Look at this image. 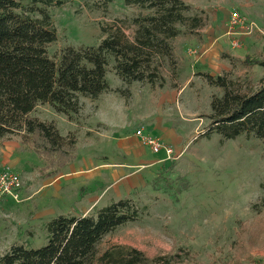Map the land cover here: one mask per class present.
Here are the masks:
<instances>
[{"label": "rangeland", "instance_id": "obj_1", "mask_svg": "<svg viewBox=\"0 0 264 264\" xmlns=\"http://www.w3.org/2000/svg\"><path fill=\"white\" fill-rule=\"evenodd\" d=\"M56 1L61 5H21L35 18L41 17V10L50 19L57 34L56 42L47 47L50 57L67 47H96L105 31L119 29L131 41L135 30L131 19L152 12L128 6L124 0ZM182 1L202 11L207 21L198 36L172 40L183 65L173 73L162 69V89L125 85L115 76L112 61L107 67L110 91L102 102L106 107V100H114L119 114L107 110L100 117L109 124L118 121L116 130L97 125L99 100L81 98L82 108L71 122L46 105L31 116L54 122L62 136H75L76 154L70 163L75 168L89 167L87 159L94 153L95 162L114 161L116 155H106L105 145L114 135L142 128L141 123L125 126L145 109L150 112L146 116L150 126L143 127L144 133L160 138L173 151L167 160L163 152L153 154L143 146L146 159L164 160L143 171L149 184L131 196L141 210L138 221L107 235L98 246L100 252L135 249L149 260L173 256L175 264H264V142L243 136L227 141L216 134L201 136L210 125L211 96L222 95V90L207 85L204 76L223 77L241 92L256 88L264 78V67L256 65L264 62V0ZM234 12L245 19L249 31L230 25ZM159 97L164 100L160 107ZM46 163L17 139L0 141V171L9 170L21 180L17 201L0 198V256L14 244L42 247L47 221L88 207L84 191L91 189L83 191V181L68 172V165L55 173ZM60 173L70 177L50 179ZM94 209L98 208L87 214Z\"/></svg>", "mask_w": 264, "mask_h": 264}, {"label": "trees", "instance_id": "obj_2", "mask_svg": "<svg viewBox=\"0 0 264 264\" xmlns=\"http://www.w3.org/2000/svg\"><path fill=\"white\" fill-rule=\"evenodd\" d=\"M24 2L61 5L56 0H0V141L17 139L55 173L72 162L77 141L72 133L62 136L54 122L32 117L36 108L46 105L71 122L82 108L81 98L97 102L110 91L106 74L111 61L123 84L162 89V69L173 73L180 65L172 40L198 36L207 21L202 11L182 0H124L128 6L152 11L131 19L135 27L131 41L119 29L105 31L96 47H67L50 57L47 47L56 42V31L45 13L39 10L41 17H33L30 8L21 6ZM256 65L264 67V62ZM204 80L222 95L211 96L210 125L201 136L264 142V78L246 92L223 77ZM140 211L126 198L82 217L59 215L44 224L42 247L11 245L0 256V264H175L173 256L149 260L135 249L98 250L107 235L138 221Z\"/></svg>", "mask_w": 264, "mask_h": 264}, {"label": "crops", "instance_id": "obj_3", "mask_svg": "<svg viewBox=\"0 0 264 264\" xmlns=\"http://www.w3.org/2000/svg\"><path fill=\"white\" fill-rule=\"evenodd\" d=\"M199 61L203 64L205 60L202 58ZM182 65L183 64L180 62V67ZM183 90L184 89L182 88L180 91H178V94L182 93ZM103 97H105V95H102L100 97L97 104V114H99L97 125L103 126L105 130H116L118 128L116 126L118 124V121H115V123L113 124H109L103 121L104 119H102L100 116H102L107 110L112 112L114 115L119 114L116 106L117 103L114 104V100H106L105 107V105H103L104 102H102ZM172 101H174V99ZM158 102V105L160 107L164 100L161 101L159 97ZM100 113L102 114L100 115ZM145 113H135V116L128 121L125 129L131 127L132 125H134V123H141L140 125L142 128L145 125L150 126V124L148 123L149 119L148 117H146L150 115V112L145 109ZM98 134L100 135V133ZM166 136L167 135L164 134L165 140H167ZM105 147H108L106 155H116V159L114 161H108L107 158H104L105 161L95 162L93 161V157L95 155L94 153L93 155H91L90 159H87V156H85L87 161L91 162L89 167H87L86 165L83 168H75V166L72 164L66 167L69 168L68 172H72L71 174L75 173L72 176H77L81 179L80 181H83V184L85 185L83 191L85 188L88 189V187L91 190L84 191V197L86 198L88 207H85L81 212H77L76 214L70 212H65L64 214L82 217L88 215L87 212L89 209H99L110 204L111 202H116L121 199H132V195L137 194L140 189L143 190L149 184V177L147 174L144 175L143 171L152 168L154 164L160 163L162 160H164L146 159L143 152L144 147L140 145L138 140L134 137V134L128 132L123 133L122 135L117 137L116 135H114L113 138L107 142ZM162 157H164V155ZM3 165L6 166L7 163H4ZM70 173H60L59 175L56 174L50 179L58 181V178H66L67 176V178H69Z\"/></svg>", "mask_w": 264, "mask_h": 264}, {"label": "built area", "instance_id": "obj_4", "mask_svg": "<svg viewBox=\"0 0 264 264\" xmlns=\"http://www.w3.org/2000/svg\"><path fill=\"white\" fill-rule=\"evenodd\" d=\"M229 20L231 26H246L245 19L239 16L236 12L230 15ZM246 30L249 31L247 26ZM134 137L139 140L142 146L147 147L153 154L163 152L167 160L173 154L171 148L166 146L160 138L151 134H145L143 128L137 129L134 133ZM20 189L21 180L17 174H14L6 169L0 171V198H11L12 200L17 201Z\"/></svg>", "mask_w": 264, "mask_h": 264}]
</instances>
